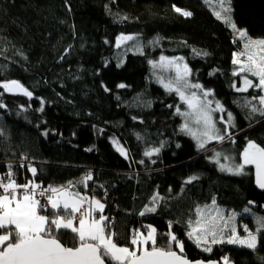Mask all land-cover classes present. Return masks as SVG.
I'll return each mask as SVG.
<instances>
[{
  "label": "trees",
  "instance_id": "1",
  "mask_svg": "<svg viewBox=\"0 0 264 264\" xmlns=\"http://www.w3.org/2000/svg\"><path fill=\"white\" fill-rule=\"evenodd\" d=\"M173 5L193 15L184 17ZM219 10L218 0H0V83L17 80L33 93L29 99L0 88L5 105L0 107V175L11 164L17 182L24 183L33 179L28 165H34L35 180L47 187L91 172L93 180L80 191L105 199L104 214L114 221L120 244L134 228L151 224L165 233L171 221L191 259L228 256L231 264H264V240L255 251L225 244L205 253L186 236L196 206L213 197L228 210L242 213L251 207L264 215V190L254 175L221 172L213 160L219 151L239 162L247 140L264 146V117L249 118L245 106L246 99L261 93L235 91L240 76L232 74L237 67L232 60L242 41L216 18ZM230 15L237 28L264 38V0H231ZM123 16L129 19L121 21ZM121 34L137 36L143 54L137 41L117 48ZM157 37L163 39L152 43ZM161 55L184 57L191 81L211 90L210 98L232 113L234 144L212 142L201 150L181 132L184 121L176 107L185 111L186 105L158 82L159 70L149 63ZM140 80L144 86L136 91ZM157 147L159 154L144 155ZM192 176L199 179L186 184ZM156 192L164 197L157 212L139 216ZM240 223L254 229L252 217L242 216ZM61 239L71 241L67 233Z\"/></svg>",
  "mask_w": 264,
  "mask_h": 264
},
{
  "label": "snow or ice",
  "instance_id": "2",
  "mask_svg": "<svg viewBox=\"0 0 264 264\" xmlns=\"http://www.w3.org/2000/svg\"><path fill=\"white\" fill-rule=\"evenodd\" d=\"M208 2L205 0V3ZM218 4L220 10L214 12L216 18L223 19L242 41L241 50L234 53L232 60L233 65L237 66L232 74L242 75V86L233 87L241 93L249 89L258 90L261 94L246 99L245 106L250 110L249 118L256 113L264 117V38H252L246 30L237 28L230 15L231 0H218ZM172 7L184 17L193 15L191 11L175 5ZM120 19L126 21L129 17L123 16ZM161 39L157 37L152 43L158 44ZM129 41H137V50L143 54V46L134 35L121 34L115 46L121 48ZM233 42L236 43L235 40ZM149 63L153 69L159 70L156 76L158 82L169 93L178 95L186 105L185 111L176 107V113L184 117L181 132L195 140L199 149H205L212 141L223 143L228 140L235 143L230 131L235 127L232 113L226 112L219 101L209 99L214 96L211 90H205L203 85L191 81L192 69L184 57L161 55L158 61ZM249 76L256 78V81ZM118 87L124 88L126 85L120 84ZM0 88L3 92L22 94L29 99L33 96L17 80L0 83ZM0 107L5 105L0 104ZM39 111L42 112L43 107ZM217 112H226V118L221 115L217 119L214 116ZM218 123L225 127H218ZM0 135H3L2 130ZM43 135L47 136L48 133L44 132ZM113 143L117 145L116 150L127 158L128 153L123 146L115 140ZM160 150L159 147L152 148L145 151L144 155L151 157L159 154ZM221 158L227 163H222ZM213 160L221 172L234 176L254 175L256 185L264 189V146L247 140L239 162L234 156L219 151L215 152ZM152 162L155 163L154 160ZM249 167L254 172L246 171ZM7 168L8 171L0 175V264H231L228 256L221 257L220 261L207 262L188 259L184 242L171 231V221L168 223L169 231L165 233L158 232L151 224L134 228L129 240L120 244L114 230V221L104 214L106 204L94 195L80 191L81 186L87 189L89 181L93 180L91 172L78 181L45 187L35 181L38 171L36 167L28 165L33 179L23 184L17 183L12 165L9 164ZM197 179L199 177L192 176L185 183L190 184ZM100 187L103 188V185ZM163 200L164 197L156 192L138 215L143 217L156 213ZM248 203L252 205L254 202ZM244 214L252 217L254 229L248 224H238L237 218ZM187 228V239L205 253H211L216 245L225 244L255 251L264 240V215L253 212L251 207H245L242 213L226 210L213 197L209 204L196 206L195 217L189 218ZM65 233L71 237L70 242L62 241L61 236ZM158 238H165L166 242L158 243Z\"/></svg>",
  "mask_w": 264,
  "mask_h": 264
},
{
  "label": "rangeland",
  "instance_id": "3",
  "mask_svg": "<svg viewBox=\"0 0 264 264\" xmlns=\"http://www.w3.org/2000/svg\"><path fill=\"white\" fill-rule=\"evenodd\" d=\"M238 29H241V28H238ZM242 30H246V29H242ZM240 76V79H239V81L235 84V86L236 87H241L242 86V75H239ZM249 78L250 79H253L254 80V82H255V78L254 77H251V76H249ZM144 86V82H143V80H140V82L138 81V83L136 84V91H139L140 89H142V87ZM209 99H211L210 97H209ZM219 115L217 116L216 115V113L214 114V116L217 118V119H219V117L221 116V113H219V112H217ZM183 121H184V117H183ZM218 126V125H217ZM212 142H216V141H212ZM212 142H210V143H212ZM216 143H218V142H216ZM220 143H218V145H219ZM32 166H34V165H32ZM34 167H36V166H34ZM29 180H32L31 178L29 179ZM36 181V180H35ZM37 182V181H36ZM18 183V182H17ZM25 183V182H24ZM20 184H23V183H20ZM97 199H100L103 203H105L106 204V202H105V199L104 198H101V197H97V196H95ZM219 205V204H218ZM220 206V205H219ZM220 207H222V206H220ZM222 208H224V207H222ZM224 209H226V208H224ZM226 210H228V209H226ZM242 216H246V217H251V216H249V215H247V214H244V215H242ZM242 216H240V217H238L237 218V222H238V224H241L240 223V220H241V218H242ZM241 234L243 235V232L241 231Z\"/></svg>",
  "mask_w": 264,
  "mask_h": 264
},
{
  "label": "water",
  "instance_id": "4",
  "mask_svg": "<svg viewBox=\"0 0 264 264\" xmlns=\"http://www.w3.org/2000/svg\"><path fill=\"white\" fill-rule=\"evenodd\" d=\"M264 190V189H263ZM188 257V256H187ZM188 259L192 260V261H196V260H204L205 262L209 261V260H205V259H191L188 257ZM210 260H214V261H219L218 259H210Z\"/></svg>",
  "mask_w": 264,
  "mask_h": 264
}]
</instances>
